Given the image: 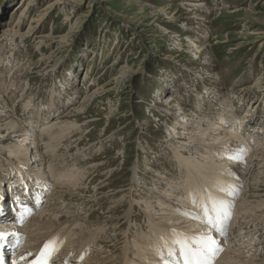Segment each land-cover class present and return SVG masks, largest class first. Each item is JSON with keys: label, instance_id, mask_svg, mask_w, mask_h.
Here are the masks:
<instances>
[{"label": "rangeland", "instance_id": "rangeland-1", "mask_svg": "<svg viewBox=\"0 0 264 264\" xmlns=\"http://www.w3.org/2000/svg\"><path fill=\"white\" fill-rule=\"evenodd\" d=\"M56 1L0 0V35L20 18L22 32H28L23 39L18 36L17 42L12 41L13 38L7 39L8 46L5 51L0 52V70L8 76L28 60L31 65L24 71L21 82L17 80L21 85L17 94L7 99L9 107L3 108L4 103L0 105L2 109L12 113L11 117H4L6 120L0 123L8 122L14 116L28 128L34 123L39 131L44 128V122L52 124L60 120L63 114L83 106L81 112L74 113L76 116L70 118V124L76 125L70 128L67 137H62L56 149L58 154L68 153L67 158L82 150V155L76 158L78 160L74 158V168L67 167L71 171L76 168L73 172L80 167L86 171L85 168L94 165L81 180L84 186H89L88 192L86 190L83 193L89 197L86 201L93 202L76 206L74 212L70 211L71 214L66 213L77 215L85 211L87 217L91 214V219L94 220L91 227L82 226L83 232L75 231L73 239L77 241L91 236L89 230L94 231L100 220L118 216L114 208L122 201L119 196L124 195V192L121 195L120 192H115L119 187L126 189V199L123 200L137 201L135 212H142L146 200L154 207L157 206L151 188L156 187L155 184L160 186V183L146 175L152 170L156 169L153 172L156 174L166 172L164 174L173 178L174 185L182 188L183 185L179 182L182 181L181 176L177 170L178 162L174 161L177 157H174L176 154L172 152L174 150L170 145L173 143L172 135H169L173 123L171 113L190 115L193 118L190 121L197 122V116L203 114L196 107L199 101L206 103V110L214 107L229 109L228 105L218 102L227 95L230 97L227 98L228 104L232 107L234 105L233 109L240 112L239 117L246 116L244 122L255 117V114L264 118V0ZM200 4L203 6L196 8L195 5ZM21 12L24 13L22 17ZM201 16L206 18L202 19ZM39 35H46L48 39L40 44L41 39L37 37ZM54 89L58 91L56 95H60L62 101H56L58 109L52 113L47 110L45 102L55 96L52 92ZM208 92L212 93L210 97ZM242 94L247 96L246 100L240 98ZM27 104L30 105V110H26ZM182 105L184 110L179 108ZM49 112L51 116L46 120ZM258 124L251 125V128L244 123V127L258 131ZM233 129H228L227 132L239 134L236 128ZM261 129L258 144L264 143V124ZM34 132H30V136ZM241 133L244 138H248V132ZM22 138L13 136L6 125L0 127V148L5 147L6 150L11 143ZM42 138L45 137H41L38 140L41 144H38L44 152L47 138L45 141ZM258 147L259 145L253 146V149ZM200 154L197 151L194 156ZM45 155L50 160V152ZM244 157L247 160L246 166L242 167L238 175L242 185L239 201L244 195V198H250L251 195L258 194H263L264 200V167L255 160L250 164V155L244 154ZM7 158L9 154H6V158L4 155L3 160ZM65 159L61 157L57 162L62 164ZM148 163L153 167L149 172L146 170ZM38 169L42 168H33L36 172ZM1 170L4 172V169ZM46 170L47 173L45 170L42 172L49 176L51 171L48 168ZM135 172L138 174L137 181L134 180ZM7 173L6 170V175ZM48 180L53 182L55 177ZM102 182L107 185L99 188ZM256 183L260 185V190L252 191ZM158 188L161 189V186ZM117 199L119 201L116 203ZM235 204L227 235L217 236L223 251L216 257L215 264L219 263L224 252L232 250V246L227 247V242H236L240 236L247 237L246 242L239 244L237 241L239 246L236 247L245 248V245L252 243L248 251L264 252V221L250 218L247 219L250 222L243 223L241 217L235 219ZM263 208L256 210L258 216L264 217ZM122 210L124 209L121 212ZM146 218L144 214L136 222L135 218L129 221L132 225L140 224L148 231L150 221ZM7 223L10 221L1 222L5 225ZM129 226L126 224L122 229H128ZM102 231L98 239L106 240L102 246H108L103 250L115 257L123 256V231H117L112 225L106 226ZM53 238L45 241L54 240ZM63 238L67 246L70 240L65 236ZM136 242L129 237V245L134 251L139 249ZM55 243L56 246L62 245L61 240ZM114 244L115 248L109 247ZM98 248L96 246L94 250ZM62 249L63 246L60 250ZM88 252V256L94 254L90 248ZM131 257L133 256L130 259Z\"/></svg>", "mask_w": 264, "mask_h": 264}, {"label": "bare ground", "instance_id": "bare-ground-1", "mask_svg": "<svg viewBox=\"0 0 264 264\" xmlns=\"http://www.w3.org/2000/svg\"><path fill=\"white\" fill-rule=\"evenodd\" d=\"M57 2H60V0H57L56 3ZM52 6L53 4L49 5L48 9H50ZM195 6H197L196 8L200 9L203 4ZM206 7L207 9H210L209 6ZM23 14L24 13L21 12L20 17H22ZM205 16H201V18L205 19ZM21 20L22 18L15 21L14 24H12V27L9 26L0 35V52L2 50L5 51L6 46H8V38L9 40L10 38H13L12 41L17 42L18 36H21L23 39L25 38V35H28L27 31L22 32L21 30ZM30 32L31 31H29V33ZM37 37L41 39L39 41L40 44H43L46 41V38L48 39V36L46 35H39ZM53 44L54 41L51 43V45ZM1 59L2 54L0 53V61ZM30 67V61L28 60L8 76L4 74V71L0 70V105L4 103L3 108L9 107L7 99L12 97L14 94H17L18 89H20L21 87L17 80L19 79V82H21L20 78L24 74V71H27V69ZM52 92L55 96L48 99V101L45 102V106L47 107V110L49 109V111L53 113L56 112V109H58V104L56 101L59 100L61 102L62 99L60 98V95H56L58 92L56 89H54ZM211 94V92H208V97H210ZM224 97L225 101L222 100L218 102L224 104L225 106L228 105L227 107H229V109L220 107L216 109L214 107V109L212 110L211 108H209V110H206V103L199 101L196 104V107L203 114H201L202 116H197L198 123L196 121H190L193 120V118H191V116H188L187 114L185 116H180L179 112L172 111L173 113H171L170 115L173 121V123L171 124V131L169 132V135H172L171 138L173 140V143L171 142L170 145L172 146L171 149L174 150L172 152L176 154L174 155V157H177L174 161L178 162L177 167H179V169L177 168V170L178 174L181 176L182 181L179 182L182 183V188L176 184L174 185L172 180L173 178H171V176L167 174H164L166 172H160L161 175H159L160 173H153L157 170H152V164L148 163L146 165V170H148V172L152 170L153 172H149L146 175H148L151 179L159 182V185L161 186L160 189L158 188L160 186L155 184L156 187H154L153 189L151 188V193H153V199H155V204H157V206L154 207L151 202H148L146 200L144 201L145 208L143 207L144 209L142 210V212H135L137 201L131 199L130 197L129 198L131 199V201L123 200L126 197V189H124L123 187H119V190L115 192H120V195L124 192V195L119 196L122 201L120 200L121 202L118 203L119 205L114 208L116 211L115 213H117L118 216H109L110 218L108 217V219L105 221L100 220L101 222H98V227L94 228V231L89 230L91 236H87L86 239L77 241L73 239V234H75V231L83 232L82 226L89 228L92 226L94 220L91 219V214L89 215V217H87L88 215L85 211L77 215H68L66 213H70V211L74 212V208L76 206H85V204L93 202L86 201L89 200L87 199L89 197L84 195L83 193L86 190V192H88L87 187L89 186H84V184L81 183V180H83V177L92 170L91 168L94 167V165L90 166L87 169L84 167L86 171H84V169L80 167L81 169L79 168L77 169L78 171L76 170V174V171L73 172V170H75L76 168L72 171L70 170V168H74V166L72 165L76 164L75 162L78 160L76 158L80 157L79 155H82V150L80 151L81 154L70 153L71 155L67 158L66 156L68 155V153L65 154L64 152L63 154H58L56 149L57 145L59 147L58 143L60 142L62 137H67L69 135L70 128L76 125H74V123L70 124V118H72V116H76V114L74 113L81 112L83 106L73 109L71 113L63 114L62 117H60V120H57L52 124H49L50 122H44V128L39 129V131L37 130L38 128H35L34 123H32L28 128L27 125L16 120L14 116L10 118L8 122H1L0 127L6 125L7 129L11 131L13 136H16L18 138L24 137L22 138V140H17V142L13 144L11 143V145L7 147V151L5 150V147L3 149L0 148V232L7 234L5 240L0 241L1 259L5 261L9 250L16 245L17 248L15 250L12 263L14 264V262H16V264H29V261L34 259L35 255L40 251L43 245L48 242L45 240L47 238L54 237V240L50 241L57 242L61 240L62 243V245L56 246L57 251L52 257V261L54 262V264H81V262L82 264H154V262L157 260L155 246L157 245L161 236L169 235L172 229H177L188 233H197L205 227V225L201 224L199 221L193 220L190 215H186V213H191L192 211H194L193 205L189 201V193L194 190L199 192L204 188L211 189L215 195L231 200L232 203L235 202L236 204H234L237 206L236 210L234 211L235 219L236 217H241L243 223H246L247 221L250 222V220H247L250 218L256 221H264V217L261 215L258 216V214L256 213V210H260L264 207V200L262 199L263 194H258L257 196L251 195V197H254V199L252 200L251 197L244 198L245 195L240 199V201L238 198V195L241 192L240 187L242 186L239 183L238 175H240V170L243 169L242 167H244L247 161L244 157V154L245 156L250 155V164L255 160L258 161V164L264 167V143L258 144V140H260L259 136L260 134H262L261 128L264 124V118H262L263 116H258L254 113L256 115L255 117L249 118L247 122H244L246 116L242 118L239 117L240 112L233 109L234 105L232 107V105L230 106L228 104L227 98L230 97L227 95H224ZM214 98L216 100H219L217 97ZM240 98L246 100L247 96H244L242 94ZM211 101L209 100V102ZM179 108L184 110L183 105ZM179 108H176V110H179ZM30 109V105L27 104L26 110ZM191 114H193V112H191ZM47 115L48 116L46 120H48V117L51 116V113ZM11 116L12 113L9 112V110H4L0 107V121L6 120V118L4 117ZM244 123L250 125L249 127L251 128V125L259 123V130H249L244 127ZM233 128H236V132H238L239 134L227 132L228 129L232 130ZM241 131L248 132L247 134L249 136L247 139L244 138ZM30 132H34V134L30 136ZM41 137L47 138L46 141L45 138H42V141L43 139L45 141L44 152L42 151V146L38 144H41V142L38 141L39 139H41ZM257 144L259 145V147L254 150L253 146H258ZM240 149H244L243 162L231 159V153ZM197 151L201 153L200 156H194L196 155ZM46 152H50V160L46 159ZM6 154H9V158L3 160L4 155L6 158ZM41 155L43 157H41ZM61 157L66 158L65 161H61L62 164L60 162H57V159L60 160ZM74 158L76 159L75 162ZM115 158L116 157H114V159ZM236 161L237 164L235 163ZM67 162L69 163L65 164L64 166L63 163ZM234 163L236 164L235 167ZM45 166L51 171L49 176L46 175L47 170ZM69 166L71 167L67 169V167ZM34 167L42 169H38V171L36 172L33 170ZM1 169H4V172H2ZM6 170L8 172V175H6ZM42 170H45L46 173H43ZM136 172L134 174L135 181H137L138 175ZM254 174L256 175V173ZM58 176L59 180L56 181ZM54 177L55 181L49 182L48 178L51 180L52 178L54 179ZM167 181H169V183ZM257 183L254 184L252 191L260 190V185L258 186ZM106 185V182H102L99 188H102ZM65 186L66 189H63ZM142 186L147 187L146 184H142ZM228 186L234 187V195L228 196L224 191L217 190V188ZM110 196L111 198L113 197V195ZM103 198H105V195L103 196ZM118 201L119 200L117 199L116 203ZM42 203L44 204L42 205ZM183 203L184 206L182 207ZM23 205H27L31 209L32 213L28 215L23 224H21L17 221V217L19 212L22 210ZM121 209L124 210H122L121 212ZM233 209L234 207L231 208V211ZM37 212L38 214H36ZM242 213L244 214L241 216ZM144 214L149 219L148 221H150V229L148 231H146L144 227L138 223H133V225H136L133 226L129 221L131 218H135L134 220L136 222L140 219L141 215ZM5 221H10V223H7L6 225L1 224V222ZM152 222L153 224H151ZM126 224L127 226L130 225L128 229H122ZM111 225L115 226V229L117 231L118 229L119 231H123L121 235L122 241L124 240L122 248L124 249V254L123 256L121 255V257H115V255L112 254L109 255L107 251H105V249L103 250V248H106L108 246H102L103 242L106 240L99 241L98 239L103 232L102 229H105L106 226ZM147 226H149V223ZM77 227H79L80 229L78 230ZM189 229H193V231H190ZM12 233H15L16 235H12ZM123 235L125 236L123 237ZM64 236L66 237V239L70 240L67 246L63 238ZM233 236L236 237V235ZM129 237L137 241L136 243L139 248L137 251H134V248L132 246L130 247ZM245 238L247 237L240 236L238 238L239 240L237 241L240 242L239 244H242V242L244 243ZM111 241L112 240H109L108 242ZM236 242H233L232 240L230 242H227V247L232 246V250H227L226 252H224L219 259V263L217 264H264V252L256 253V251L254 250L248 251L249 246L252 245V243L245 245V248L236 247L239 246L238 242L237 244ZM62 246L63 249L60 250ZM96 246L97 248H99L94 250ZM109 247L115 248L116 246L114 244V246L109 245ZM89 248L90 250L94 251L93 255L88 256ZM28 253H31L32 255L28 256ZM102 253H104L103 256H100L102 255ZM21 256H25L26 259L20 260L19 258ZM130 256L133 257H131L130 259ZM223 260L225 262H223ZM8 264H11V262H8Z\"/></svg>", "mask_w": 264, "mask_h": 264}, {"label": "snow or ice", "instance_id": "snow-or-ice-1", "mask_svg": "<svg viewBox=\"0 0 264 264\" xmlns=\"http://www.w3.org/2000/svg\"><path fill=\"white\" fill-rule=\"evenodd\" d=\"M243 151L244 149H240L231 153L230 158L243 162ZM217 190L224 191L228 196L235 194V189L232 186L220 187ZM189 201L193 205L194 211L186 213V215H190L193 220L199 221L205 227L197 233L172 229L169 235L161 236L155 246L157 260L154 264H214L216 257L223 251L217 236L227 235L231 208L234 206L232 201L215 195L208 188L189 193ZM30 214L31 209L27 205H23L17 221L23 224ZM6 235V233L0 232V241H4ZM12 235L16 234L12 233ZM56 251L55 241H48L34 259L29 261V264H54L52 257ZM31 255L28 253V256ZM19 259L25 260L26 257L21 256Z\"/></svg>", "mask_w": 264, "mask_h": 264}]
</instances>
